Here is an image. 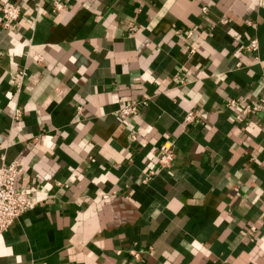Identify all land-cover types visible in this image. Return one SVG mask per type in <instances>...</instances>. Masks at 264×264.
<instances>
[{"label":"crops","instance_id":"obj_1","mask_svg":"<svg viewBox=\"0 0 264 264\" xmlns=\"http://www.w3.org/2000/svg\"><path fill=\"white\" fill-rule=\"evenodd\" d=\"M61 1L0 0V166L17 160L37 200L0 264H264V103L240 110L264 100V6ZM165 145L172 164L142 183Z\"/></svg>","mask_w":264,"mask_h":264},{"label":"built area","instance_id":"obj_2","mask_svg":"<svg viewBox=\"0 0 264 264\" xmlns=\"http://www.w3.org/2000/svg\"><path fill=\"white\" fill-rule=\"evenodd\" d=\"M51 1V11L59 12L65 8L64 1L61 0H50ZM261 6H264V0H258ZM203 12L207 11V7H202ZM25 12L21 10V7L17 4H9L1 7V24L3 27L8 29H13L15 27V22L23 15ZM226 18L222 19V22H226ZM34 25H31L33 28ZM190 33V32H189ZM195 47H191L190 52H193ZM244 49L247 52L255 53L258 50V40L256 38H251L244 45ZM23 71L20 72L22 77ZM237 99H229L228 105L236 107ZM264 100L261 99L257 104H245L240 109L241 114L246 116L250 112L256 111L263 106ZM148 104V99H134L118 109L119 118L121 120H126L134 115H136L140 109ZM13 122H16L22 117V109L19 106H15L10 114ZM195 118L192 112H189L185 116V121L189 122ZM131 139H136V134L131 133ZM175 154L173 148L170 145L163 146L158 153L157 166L156 168H151L142 177V183H147L157 172L158 169L169 167L173 160ZM19 172V162L14 160L8 164H2L0 166V233L3 232L8 226L13 222V220L18 217L24 211L31 209L37 203L35 197L28 194L25 189L16 186V177ZM131 254L134 257H138V252L132 250Z\"/></svg>","mask_w":264,"mask_h":264}]
</instances>
